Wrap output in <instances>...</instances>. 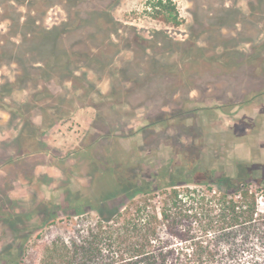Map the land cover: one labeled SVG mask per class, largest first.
<instances>
[{
    "label": "rangeland",
    "instance_id": "374dc122",
    "mask_svg": "<svg viewBox=\"0 0 264 264\" xmlns=\"http://www.w3.org/2000/svg\"><path fill=\"white\" fill-rule=\"evenodd\" d=\"M152 1L68 8L33 0V14L22 4L0 9L9 41L0 52V93L13 114L0 109V248L30 245L28 260L37 262L77 220V204L109 194L115 203L141 200L131 186L153 190L157 201V186L175 181L206 182L212 194L248 184L264 213V0H170L178 27L152 20ZM85 8L91 13L74 15ZM18 14L36 18L35 34L16 35L5 18ZM45 27L56 36H45ZM187 39L184 53L177 47ZM182 103L197 110L165 119ZM42 104L55 118L41 124L33 111ZM79 107L73 121L46 131L63 140L35 144L39 128ZM209 206L205 200L201 211ZM182 223L184 239L172 246L191 254L199 221Z\"/></svg>",
    "mask_w": 264,
    "mask_h": 264
},
{
    "label": "trees",
    "instance_id": "16d2710c",
    "mask_svg": "<svg viewBox=\"0 0 264 264\" xmlns=\"http://www.w3.org/2000/svg\"><path fill=\"white\" fill-rule=\"evenodd\" d=\"M32 1L0 0V9L2 10L5 5L11 7L22 4L30 8L29 13L33 14L34 10L30 7ZM45 1L47 5L60 4L68 8L70 5L77 7L79 4L85 7L94 1L103 8L108 2V0ZM149 9L152 20L170 27L180 25L175 6L170 0H154L149 3ZM89 10L90 8H85L83 12L80 10L74 15L79 18L83 13H91ZM28 17L18 14L5 19L12 23L11 27L17 29L16 35L28 37L35 34L34 29L38 23L35 17ZM45 29L43 32L45 36L51 35L52 38L56 36L50 28ZM0 35L2 52L6 50L9 41ZM2 58L4 56L0 55V59ZM18 59L20 64L25 62L21 57ZM39 59L35 63H42L41 57ZM156 64L157 68L158 66L163 68L157 61ZM42 67H46V64ZM141 74L144 75L146 72L143 71ZM148 93L150 97L151 94ZM4 95L3 92L0 93V109L13 115L9 106L3 103ZM189 103L188 106L182 103L176 109L169 110L171 116L166 115L165 110L162 111L166 115L165 119L171 118L174 114L187 115L196 111L197 108L189 107ZM164 104L169 109L170 104ZM139 105L142 107L141 103L136 104ZM205 109L207 108L203 110ZM63 118L53 119L46 128H39L35 144L44 147L45 143L41 136ZM34 153L36 151L24 152L23 155ZM130 189L132 196L141 194L143 198L127 205L124 202H113L111 196L115 195L109 194L100 200L77 204L72 214L77 216V220L71 222L70 226H62V234L52 238L42 248L41 257L37 262L28 260L27 251L30 245L26 247L20 243L17 247L0 248V264H264V213L257 211L256 193L249 190L248 184L234 187L231 191L221 186L212 194L213 187L206 182L175 181L165 186H157L156 190L160 191L157 201L151 193L153 190L136 186H131ZM205 200L209 201L210 205L205 210L206 213L201 211ZM156 202L158 206L155 205ZM185 205L187 207L183 208ZM89 212H94V216ZM186 218L198 219L201 233L199 239L192 241L191 254L172 246L175 238L184 239L182 221ZM49 227H54V224H50ZM190 238L192 237L189 236L188 239ZM258 241L262 245L259 250L256 248Z\"/></svg>",
    "mask_w": 264,
    "mask_h": 264
},
{
    "label": "crops",
    "instance_id": "0c3cea01",
    "mask_svg": "<svg viewBox=\"0 0 264 264\" xmlns=\"http://www.w3.org/2000/svg\"><path fill=\"white\" fill-rule=\"evenodd\" d=\"M89 107H87L86 109H88ZM81 110H83V108L82 107H79V108H77L73 113H71L70 114V116H68V117H65V118H67V119H65V118H63V119H60L59 121H65V120H67L68 122H70V120L71 121H73L76 117H78L79 115H80V112H81ZM83 112H81V114H82ZM95 116H96V113H95ZM88 119V118H87ZM91 117L89 118V120H87V123H86V125L88 126V128H89V125H90V121H91ZM57 124H59L58 122L57 123H55V125H53L50 129H49V131L50 130H52V129H54L55 127H56V125ZM57 127H59V125L57 126ZM48 131V132H49ZM41 139H42V141H43V143H45L46 145H49V144H57V143H59V140H63V139H59L58 141H57V143H54V141L53 140H49L50 139V137H49V135H48V133L47 132H45V134L41 137ZM43 166L42 165H36L34 168V170H33V173L35 174V175H37L38 173H39V171H40V168H42Z\"/></svg>",
    "mask_w": 264,
    "mask_h": 264
},
{
    "label": "flooded vegetation",
    "instance_id": "af4514ba",
    "mask_svg": "<svg viewBox=\"0 0 264 264\" xmlns=\"http://www.w3.org/2000/svg\"><path fill=\"white\" fill-rule=\"evenodd\" d=\"M130 35V34H129ZM133 37L135 36V32L134 33H132L131 34ZM183 42L182 43H180L179 44V46L177 47V48H181V47H184L183 49H184V53H188V51H190V49H189V45H190V43H188V39L187 40H182ZM183 45V46H182ZM179 68H180V66H179ZM229 97V96H228ZM234 97V96H233ZM229 98H232V96L231 97H229ZM235 98V97H234ZM246 98V97H245ZM188 101V100H187ZM42 107H39L38 108V110L36 111V110H34L33 112H34V114L35 115H42L43 117L41 118V124H42V122L44 121V120H47L48 118H50V117H52V118H55L54 116H53V114L54 113H52V110L51 109H48V108H45V106L42 104L41 105ZM52 108V107H51ZM220 108V107H219ZM53 109V108H52ZM54 110V109H53ZM39 112V113H38ZM47 113V114H46Z\"/></svg>",
    "mask_w": 264,
    "mask_h": 264
},
{
    "label": "built area",
    "instance_id": "2783aa9c",
    "mask_svg": "<svg viewBox=\"0 0 264 264\" xmlns=\"http://www.w3.org/2000/svg\"><path fill=\"white\" fill-rule=\"evenodd\" d=\"M260 204H261V202H260Z\"/></svg>",
    "mask_w": 264,
    "mask_h": 264
}]
</instances>
